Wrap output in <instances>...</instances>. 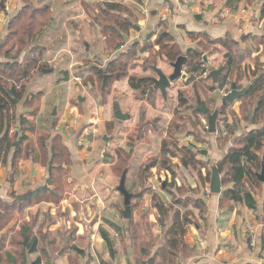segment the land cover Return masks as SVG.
<instances>
[{
	"label": "crops",
	"instance_id": "crops-1",
	"mask_svg": "<svg viewBox=\"0 0 264 264\" xmlns=\"http://www.w3.org/2000/svg\"><path fill=\"white\" fill-rule=\"evenodd\" d=\"M228 1L191 0L183 4L180 0H67L64 12L72 11L69 8H77V17L85 18L89 13H100L105 2L125 5L132 10L137 20L136 31L130 33L128 43H144L146 38L150 43H154L165 31L173 37L174 43L185 55L189 49L196 48L195 42L190 38V34L193 33L204 34L212 40L230 37L239 44L247 42L251 34L257 38H264V29L262 30L264 19L261 17L264 0H239L232 16L220 17L224 9H227ZM22 3L24 7L23 0ZM23 7L13 13L6 12L9 21ZM243 10L246 11V15L242 14ZM7 33H0L2 45ZM76 34H78L77 38L82 36L80 32ZM83 44L88 45L84 40ZM154 51H159V48L155 46ZM84 54V57L94 59L95 63L106 65L101 57H97L103 55L96 53L94 49L88 48ZM149 55V53L144 54L142 59ZM159 63L160 69L162 63L169 64L165 59L160 60ZM137 68L140 70V67ZM137 68L130 70V74H140V78H151L142 76L147 74L137 71ZM61 85H53V87ZM57 90L59 88H51L45 93L43 100H40L42 106L36 113V131L31 132L28 127L24 132L35 148L30 155L31 160L26 156L21 158L19 161L24 160L26 164L19 166L21 164L17 162L14 169L12 153L6 165L0 164V198L9 205L17 203L18 209L25 215L22 224L15 216L14 221L0 233V242L12 229L20 231L21 235L27 233L32 239L31 245L36 242L37 252L34 254H30L27 250L22 252L24 255L21 256L26 264H32L39 258L41 264H138L132 237L127 234L126 226L121 227L118 223L119 215L121 219L124 218L126 206L124 196L118 190L120 183L116 187L117 192L111 187L117 174L113 168L114 164L108 162L105 152L114 157L112 150L114 144L111 142L114 140V132H118L119 127L122 126L115 123L112 130L108 129V124L118 121L115 117V103L117 102L121 111L130 117V110H137L140 101L136 99V93L130 87L128 79L116 81L111 86L110 102L103 105L102 99H98V102L92 103L90 100L84 101L85 97L79 95L78 98L82 103L80 106L71 107L70 101L67 100L66 110L62 114L60 112L58 121H52L51 126L44 123L41 125L40 119L46 108L51 105L52 100L59 97ZM160 96L165 100L161 93ZM19 102L21 101H16ZM24 107L28 110L26 105ZM158 108L156 106V112L159 111ZM168 117L171 115L168 114ZM91 123L98 128L97 126L87 128ZM40 133L49 135L46 141L47 160L45 161L42 160V152L37 144ZM98 133L101 136L98 137ZM15 135L21 136L20 131ZM56 136L61 137L71 159V165L64 178V187L48 183L50 169L57 168V165L52 163V145ZM106 138L110 139L108 143L105 141ZM184 144L186 145H182L180 149H191L196 154L198 162L201 160L200 156L203 160L207 157L200 153L202 150L187 145V141ZM228 151L229 147L218 155L210 153L207 158L208 161L212 160L210 168L213 169V165L221 161ZM6 166L9 170L15 171H12L14 177H8L7 184L4 185L1 180ZM166 173L169 174L167 171ZM127 179L126 188L132 183L129 176ZM144 186V189L138 193L132 190L130 192L128 188L127 190L133 195V203L139 200L140 195H143L142 200L147 197L149 207L145 209V213L151 212V222H154L155 214L158 213L156 210L151 211L152 197L154 193H159L154 191L152 195L145 191L155 190L154 185ZM246 186L251 192L255 189L260 193L256 195L252 192L256 200L254 209H249L244 202L234 201L226 202L225 206H222V195L211 193L212 195L206 196L205 190H202L198 196H190L203 202L204 208L195 213L198 220L189 227L184 238L185 244L193 249V253L189 257L182 256L180 264H264V184L261 188H254L249 183ZM233 187L234 185L231 184L223 191ZM42 189L43 192L40 191ZM172 193L169 191V195ZM161 194L166 203H170V197H166L164 192ZM156 217L160 222V229L163 230V222L158 216ZM120 235H127L122 240L125 245L122 252L117 251L118 244L114 240ZM106 237L110 239L112 245L107 242ZM24 246L26 247V244ZM12 248H15V242L7 246L4 253L6 260H10L12 256L16 258L17 254ZM155 252L156 250L152 256Z\"/></svg>",
	"mask_w": 264,
	"mask_h": 264
},
{
	"label": "rangeland",
	"instance_id": "rangeland-1",
	"mask_svg": "<svg viewBox=\"0 0 264 264\" xmlns=\"http://www.w3.org/2000/svg\"><path fill=\"white\" fill-rule=\"evenodd\" d=\"M180 1L183 4H187L191 0H186V2L185 0ZM23 2L30 3L34 8L49 6L53 10L52 16L55 18L50 27L47 28L46 32L36 43L39 48L45 49L43 63L46 64L52 72L50 74L45 73L37 75L27 82L25 97L14 106L10 105L11 113H14L16 117V120L12 122V135H15L17 131H20L21 134V136L16 135L14 137V143L16 144L21 143V140L25 137V133L21 129L19 123L22 120L26 121V118L28 121L26 125L28 127L33 126V122L36 118L34 114H36L42 106L40 100H43L42 98H44L45 93L50 91L51 88H59V90H57L59 97L52 100L51 105L46 108V112L43 113L44 115L40 119L41 125L44 123L51 126L52 121H58L57 118H60V112L62 114L66 110L67 100L70 101L71 107L80 106L82 103H80V99L78 98L79 95L85 97L84 101L90 100L92 103L98 102V99H102L101 103L103 105L110 102L109 95L111 85L109 84V80L106 90L102 92L103 80H99L93 70L92 64L95 63L94 59H90L87 56L84 57L86 46L83 44V40L88 44L90 49H94L96 53L104 56L97 57H101L105 64L108 63L106 61L111 60V58L113 59V57L117 55V52L125 51L133 44L128 43L129 40L127 39L126 43L119 51L113 52L110 49H105L104 51V48L107 47L105 43L107 37L101 33L102 27L98 25L99 21L97 18L100 13H89L88 15L86 14L87 16L85 18L77 17V8H69L72 11L65 13L64 8L67 0H23ZM22 5V0H0V33H6L8 29L10 21L6 17V12H16L23 7ZM133 18L136 20L134 15ZM263 29L264 26L262 27V30ZM135 31L134 29L131 32L133 33ZM76 32H80L83 37L79 36V38H77L78 34H76ZM195 39L197 40L195 42V47L198 48L201 44L202 47L198 49L204 54H209L213 69L219 70L222 68L224 71L220 76L225 74L229 61L226 55L227 51L215 40L213 41L216 42V44L213 42L210 43V41L207 42L202 37L200 39L195 37ZM262 39L264 38H257L255 35L251 34V36L247 38V42L239 44L238 47H233L231 55L233 57L235 56L236 62L233 66L235 70L234 74L229 78L227 88L224 90L215 91L213 88L214 80L209 78L208 73H206L202 77L193 76L190 82H187V79L177 80L172 84L170 89H168L167 98L165 100L161 98L159 91H154L150 98H148V95L136 94V99L140 101V104H138L137 110H130V120L127 122L116 121L108 124L109 128H112L115 123L122 125L119 127L118 132H114V140L111 142V144H114L112 147L114 157L105 152L108 162L114 164L113 168L117 174V176H114L115 179L111 186L114 192H117L116 187L119 186L122 175L124 174L122 172L126 168L128 169L127 175L132 181L131 185L129 184L130 187L129 185L127 186L130 192L131 190L134 193L142 191L145 184L146 186H155V190H145L152 195L154 191L158 192V195H160L163 189H165L166 192L164 195L170 197V203L168 205L175 210L180 209L182 215L190 214V218L193 219L194 223L197 222L198 219L195 213L199 210H203L204 206L201 204L203 202L193 199L190 196H198L202 190H205L206 196H208V194L212 195L210 192L211 182L209 184H204L202 181L205 175H208V173L213 174L214 171L210 168L212 160L208 161L207 159L209 154L218 155V153L224 151L228 147L231 149L238 143L240 140L239 137L243 136V133L251 131L253 128L264 126L263 121L257 125H254L252 122V116L258 100L256 97L246 100L243 106L241 100H238L234 102L233 105H229L227 109L224 110L225 112L221 113L225 97L231 92L232 85L238 81L239 77L243 78L239 84H237L239 89L247 87L251 81L255 79L251 78V75L248 73H246L244 77V69L247 72L250 70V74L254 71L261 74L264 71V40ZM261 44L263 45L262 47ZM27 55V53L22 54L20 61L24 60L23 58L27 57ZM0 60H3L1 56ZM145 60L146 58L138 60L137 62L141 64H134L132 71L140 67V70L137 68V71H142L147 74L142 76L151 78L157 77L154 72L149 70ZM161 69L167 76L173 73L170 64L162 63ZM133 75L136 77L141 76L140 74ZM220 76H218V78ZM59 84L62 85L60 87H53V85ZM262 93L264 92L260 94ZM198 99L202 100V103L206 105L211 115L216 111L219 112L217 123L219 134L210 133L209 121L206 115L202 112L196 114L189 108V106L192 105L201 107V103H197ZM181 101L188 102L189 106L182 107L180 105ZM25 105L28 106V110H25ZM156 106L159 107V111L157 112L155 110ZM71 107L69 106V109ZM55 110L58 115L56 114L57 116L53 118L51 114ZM177 112L178 114H176ZM161 113H163V115ZM168 114H170L171 117H168ZM176 117L182 126H180L179 132L170 134V123L173 118L176 119ZM93 126H95V124L91 123L87 128ZM108 132L110 131L108 130ZM99 136H101L100 133H98V137ZM185 141H187V145L189 146H194L197 149L206 151L207 155L204 156L207 157H204L203 160V157L200 156L201 160H199V162L196 159V163L191 161L190 165L185 163V159L190 158L188 153L186 154L180 149L182 145H186L184 144ZM31 153L32 151L25 150L22 158L26 156L31 160V156L28 155ZM17 162L21 164L19 166L26 164L24 160ZM206 165H209V167H205ZM167 167H170V170L165 169ZM12 171L8 169V166H6V169L4 168L3 177L1 176L2 184H7L8 177H14L12 176ZM166 171L169 174H167ZM159 176H161V178H159ZM222 177L223 175H221V178ZM167 184L169 186H167ZM229 186L223 185V189ZM132 187H134V189H132ZM169 191H172L174 194L172 193L173 195H169ZM188 193H190V195H188ZM254 193L256 195L260 194L258 191ZM142 198L143 195L134 203L132 200L131 217L126 219L123 213L124 218L121 219L119 215L118 223L121 227L126 226L127 234H130L131 237L132 232L136 230L139 231V250L134 249V251L136 255L139 256V254H141L145 257L148 253L152 255V253L158 249L157 247H160L164 243L166 240L165 235L172 225L173 215L169 214L163 217L164 221H161L165 223L166 226L161 230L160 222L156 217H159V215L155 214V220L151 222L152 213L150 212L151 216L150 213H145V209L149 207V203L146 201L147 197L145 196L143 200ZM153 198L154 196L152 200ZM176 201H180V205L176 204ZM125 210L126 208H124V212ZM154 210L153 203L151 211ZM0 214H2L0 216V233L14 221L15 216L18 217L17 220L21 224L25 219L24 212H18L16 215V213L4 211L2 207H0ZM159 233H161L163 237L156 240V235ZM126 237L127 235H120V237L114 239L118 244L117 251L122 252V250H124L125 245L122 240ZM3 241H5L6 246L3 245ZM3 241L0 242V248L5 247L2 249L3 252L7 249V246L9 247V244L15 242V248H12V251L17 254L14 262L15 264L22 263L23 258L20 252L25 244L27 246L32 243L31 237L27 236V233L21 235L20 231L12 229L5 234ZM132 242L134 244V237L132 238ZM20 243H22V246H20ZM134 251L132 253H134ZM1 256L3 257V259H1L2 263H12L11 260H6L3 255Z\"/></svg>",
	"mask_w": 264,
	"mask_h": 264
},
{
	"label": "trees",
	"instance_id": "trees-1",
	"mask_svg": "<svg viewBox=\"0 0 264 264\" xmlns=\"http://www.w3.org/2000/svg\"><path fill=\"white\" fill-rule=\"evenodd\" d=\"M238 3L239 0H229L226 7L234 9ZM261 17L264 19V3L261 9ZM97 20L99 21L98 25L102 27L101 33L107 37L105 40L107 47H105V49H110L113 52L120 50V48L126 43L131 31L134 29L136 30L137 26V20L133 18L132 10L125 5L114 2H105L102 4L101 12ZM52 22L53 17L51 7L45 6L34 8L30 3H25L23 9L9 22L7 29L8 33L4 38L0 50V56L1 59H3L2 61L0 60V164L6 165L9 157L13 153L14 169L17 161L23 157V152L27 150L32 151L33 153L35 148L32 141L26 136L21 140V143H14V137L16 135H12V122L16 120V117L14 113H11L10 105L14 106L17 100L21 101L25 97L27 92V82L37 75L45 74V71L49 70V67L43 63L45 49L39 48L36 43L46 32L47 28L50 27ZM195 37L198 39L202 37L207 42L210 41V43L213 42L216 44L217 42L227 51L226 55L229 58V61L226 73L220 76L218 82H214L213 85L215 91L226 89L229 78L234 74L235 70L233 66L235 65L236 60L235 56L233 57L231 55V52L233 47L235 48L239 46V43L232 40L230 37L218 39L214 42L204 34H190V38L194 42L197 41ZM155 46L159 48V51H154ZM201 47L202 45L200 44L198 48ZM198 48L189 49L185 55L187 57V64L183 71L188 76V79L186 80L187 82H190L193 76L202 77L206 74L204 73V53ZM26 53L28 54L27 57L20 61L22 54ZM146 53L150 54L145 60L149 69L152 66L158 67L160 60L165 59L167 63L171 64L176 62L177 59L183 55L179 46L174 43L173 37L168 32L163 31L154 43H150L147 38L144 40V43L134 42L125 51L117 52V55L108 61L105 66L101 63L93 64V70L101 81L104 80L106 75H108L109 84L111 86L116 81L128 79L130 87L136 94L149 95L148 93L153 85L151 78H140L135 75H130V70H132L134 64H136V62ZM246 73L251 75V78H255L256 83L253 85L249 93L240 100L243 106V103L248 99L255 97L258 99L252 116L253 124L257 125L261 121L264 123V93L260 94L261 92H264V71L261 74L256 71L250 74V70L247 72L244 69V77ZM242 79L243 78L239 77L238 81H235V84H239ZM197 103L203 105L202 100L200 99H198ZM180 105L182 107L189 106V103L181 101ZM228 106L229 104H224L221 113L225 112L224 110L227 109ZM189 108L196 114L200 112L194 108L193 105L189 106ZM176 114H178V112ZM25 120L26 121L22 120L20 122L23 132L28 128L26 125L28 121L26 118ZM180 126L182 125L179 123L178 118H173L170 123L171 131L169 133L172 134L179 132ZM29 129L31 132L36 131L35 121L33 122V126H30ZM108 129L111 128L108 127ZM48 136L49 135L42 133L38 136L37 144L41 149L43 161L47 160L46 141L49 138ZM239 138L240 140L238 143L229 149L226 156L213 167V170L217 171L220 176L223 175L222 185H234L232 189L229 188L221 194L222 206H225L226 202L234 201L236 203L244 202L249 209H254L256 200L252 192H255V189L251 192L247 189L246 185L249 183L254 188H261L264 184L258 178L260 172L262 173L264 168V126L252 129ZM182 150H185L184 152L186 154L188 153V156L190 157L189 159H185V163H188L189 165L191 164V161L196 163V154L191 149L185 148ZM31 154L28 155L30 156ZM52 155V163L56 164L57 168L50 169L48 183L57 187H64V178L67 175L68 167L71 165V159L60 136H56L53 140ZM63 166H66V168H63ZM205 167L208 166L206 165ZM165 169L170 170V167ZM125 172H128V169L125 168L122 173ZM211 176L212 173L205 175L202 179L203 183L209 184L211 182ZM127 181L128 179L126 180V184ZM167 186L169 185L167 184ZM40 191L43 192L44 189ZM163 192L165 193L166 190L163 189ZM152 203H154V208L157 211L160 220L164 221L163 217H165V215H173L172 225L165 235L166 240L156 250L155 254L152 256L148 253L145 257L139 254V256L137 255V262L138 264H180L182 256L189 257L193 253V249L185 244L184 238L188 233L189 227L194 225V221L190 218V214L182 215L180 209L175 210L172 208L168 205L169 203H166V200L157 193H154ZM176 204L180 205V201H176ZM201 204L203 205V203ZM18 206L17 203L9 205L8 203L3 202L0 198V207L8 213H16L17 215V213L21 211L18 209ZM1 215L2 214H0V216ZM165 226V223H163L162 228H165ZM133 237L134 248L139 250L138 244L140 240L138 239V230L132 232V238ZM162 237L163 235L160 233L156 235V240L161 239ZM106 240L112 245L109 238L106 237ZM2 243L5 245V241ZM34 243V245L29 244L26 247L23 246L20 255H24L22 252H25V250L29 251L30 254L36 253L37 245L36 242ZM20 244L19 245L22 246V243ZM4 248L5 247L0 248V264H4L1 261V259H3L1 255L5 257L4 253L6 250L4 252L2 250ZM10 260L12 261L11 264H15V257L12 256ZM20 264L26 263L23 261ZM32 264H41V259H37Z\"/></svg>",
	"mask_w": 264,
	"mask_h": 264
},
{
	"label": "water",
	"instance_id": "water-1",
	"mask_svg": "<svg viewBox=\"0 0 264 264\" xmlns=\"http://www.w3.org/2000/svg\"><path fill=\"white\" fill-rule=\"evenodd\" d=\"M2 46V42H0V49ZM89 46H86V49H88ZM203 62L205 64L204 67V73H208L209 78H212L215 83L218 82V76H220L223 73V69L215 70L213 69L212 63L209 60V55L204 54L203 55ZM187 64V57L185 55H182L177 59L175 63H171L170 66L173 69V73L170 76H167L162 69L158 68L157 66H152L150 69L152 72L155 73L157 77L151 78L153 82V86L150 88L149 91V98L151 94L154 91H159L162 96L166 99L167 98V91L170 89L172 84L176 82L179 79L186 80L188 78L187 74L184 73L183 69L185 65ZM52 70L45 71L46 74L51 73ZM109 76L106 75L103 80L102 84V92L106 90L107 84H108ZM256 83V79L252 80L251 83L243 88L242 90H238V86L234 83L232 85L231 92H229L226 97L224 104L233 105L235 101L240 100L241 98L245 97L253 85ZM194 108H196L198 111L202 112L204 115L207 116V119L209 121V131L211 134H216L217 132V123H218V111H216L214 114L209 113V109L206 107V105H202L201 107H196L193 105ZM115 110V117L118 121H126L130 117L127 114H124L121 109L120 105L116 102L114 105ZM56 115V110L53 112V116ZM108 138L105 139V141L108 143ZM202 155H207L206 151H200ZM259 180L264 183V168L262 170V173L258 176ZM126 180H127V172H125L122 175L120 186L118 188L119 192L124 196V203L126 206V210L124 212V217L126 219H129L131 217L130 211H131V204L133 200V195L127 190L126 188ZM210 192L213 195H221L223 193V185H222V178L220 174L217 171H213L211 183H210Z\"/></svg>",
	"mask_w": 264,
	"mask_h": 264
},
{
	"label": "built area",
	"instance_id": "built-area-1",
	"mask_svg": "<svg viewBox=\"0 0 264 264\" xmlns=\"http://www.w3.org/2000/svg\"><path fill=\"white\" fill-rule=\"evenodd\" d=\"M185 2H186V0H185ZM233 13H234V10H233V9H231V8H227V9H224V11L220 14V17H228V16H232ZM242 14H243V15H246L247 13H246L245 10H243V11H242ZM243 15H242V16H243ZM243 17H244V16H243ZM164 19H165V17H164ZM216 134H219V130H217ZM202 246H204V243H202Z\"/></svg>",
	"mask_w": 264,
	"mask_h": 264
},
{
	"label": "flooded vegetation",
	"instance_id": "flooded-vegetation-1",
	"mask_svg": "<svg viewBox=\"0 0 264 264\" xmlns=\"http://www.w3.org/2000/svg\"><path fill=\"white\" fill-rule=\"evenodd\" d=\"M238 90H242V89H239V88H238ZM235 102H236V101H235Z\"/></svg>",
	"mask_w": 264,
	"mask_h": 264
}]
</instances>
